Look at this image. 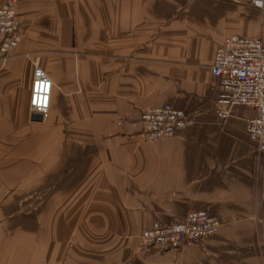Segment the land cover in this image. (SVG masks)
Instances as JSON below:
<instances>
[{"label":"crops","instance_id":"0c3cea01","mask_svg":"<svg viewBox=\"0 0 264 264\" xmlns=\"http://www.w3.org/2000/svg\"><path fill=\"white\" fill-rule=\"evenodd\" d=\"M250 1L19 0L23 41L0 56V264H264L255 111L220 120L211 70L225 38L264 42ZM36 67L53 81L46 121L31 107ZM166 103L188 125L148 141L134 122ZM197 210L216 236L142 249V231Z\"/></svg>","mask_w":264,"mask_h":264},{"label":"built area","instance_id":"2783aa9c","mask_svg":"<svg viewBox=\"0 0 264 264\" xmlns=\"http://www.w3.org/2000/svg\"><path fill=\"white\" fill-rule=\"evenodd\" d=\"M15 2L0 10V56L7 59L22 41L14 8ZM250 4L264 9V0H251ZM212 74L220 82L215 107L218 118L226 121L237 107H248L255 116L248 121L251 142L264 155V42L260 38L230 36L218 46ZM53 81L41 68H35L31 93L32 110L42 120L50 115ZM187 113L169 104L150 108L140 119L149 139L160 141L176 137L188 125ZM220 221L208 211H193L182 222L154 225L141 235L146 247L181 250L216 236Z\"/></svg>","mask_w":264,"mask_h":264},{"label":"rangeland","instance_id":"374dc122","mask_svg":"<svg viewBox=\"0 0 264 264\" xmlns=\"http://www.w3.org/2000/svg\"><path fill=\"white\" fill-rule=\"evenodd\" d=\"M12 2H15V4H14V8H15V11H16V16H17V20L19 21V30H20V34H21V36H22V41H23V29H22V24H21V22H20V20H19V17H18V13H17V5H18V2H19V0H9L1 9H3V8H5L7 5H9L10 3H12ZM0 9V10H1ZM22 41H21V43H22ZM21 43H20V45H21ZM19 45V46H20ZM19 46H18V48H19ZM18 48H16V50L18 49ZM15 50V51H16ZM14 51V52H15ZM13 52V53H14ZM12 53V54H13ZM11 54V55H12ZM2 58V57H1ZM3 59V58H2ZM36 68H40V67H36ZM43 70V69H42ZM52 80V79H51ZM52 98V97H51ZM166 104H169V105H171V106H173L174 107V105H172V104H170V103H166ZM163 105H165V104H163ZM160 106H162V105H160ZM155 107H159V106H155ZM50 108H51V106H50ZM150 108H154V107H148V108H146L144 111H143V113L145 112V111H147L148 109H150ZM180 110V109H179ZM35 113V112H34ZM142 113V114H143ZM50 116V115H49ZM142 116V115H141ZM140 119H141V117L138 119V120H136V122H134V125L136 126V127H138V133L140 134V135H142V136H144L148 141H151V142H154V140H151V139H149L148 138V136L145 134V132H144V129H143V126L141 125V122H140ZM48 120V119H47ZM46 121V120H45ZM165 140H167V139H165ZM160 141H162V140H160ZM72 165V164H71ZM72 173V170L70 171V174ZM66 175H69V172H67L66 171ZM72 176V175H71ZM205 211H207V210H205ZM193 212V211H192ZM190 214V213H189ZM188 216V215H187ZM186 216V217H187ZM186 217L183 219V220H185L186 219ZM182 220V221H183ZM182 221H180V222H182ZM180 222H177V223H175V224H162V223H154L151 227H149V228H152L154 225H157V224H159V225H164V226H173V225H176V224H178V223H180ZM149 228H147V229H149ZM147 229H145V230H147ZM144 230V231H145ZM144 231H142V233L144 232ZM142 233L139 235V240H140V243H141V247H142V249L143 250H151V249H156V248H159V249H162V250H166V251H169V250H167V249H165V248H162V247H155V246H153V247H144L143 246V244H142V242H141V235H142Z\"/></svg>","mask_w":264,"mask_h":264}]
</instances>
